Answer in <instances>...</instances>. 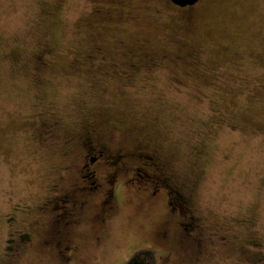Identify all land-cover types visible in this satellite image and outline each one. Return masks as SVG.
Wrapping results in <instances>:
<instances>
[{
	"label": "rangeland",
	"instance_id": "obj_1",
	"mask_svg": "<svg viewBox=\"0 0 264 264\" xmlns=\"http://www.w3.org/2000/svg\"><path fill=\"white\" fill-rule=\"evenodd\" d=\"M179 14L169 0H0V264L4 215L20 219L47 195L62 160L24 126L48 101L69 131L90 121L115 146H158L210 226L190 236L198 245L177 224L160 238L165 191L144 202L146 180H133L102 231L90 220L70 229L77 264H125L144 249L158 264H264V0H208ZM140 41L156 59L142 57ZM187 43L198 69L186 64ZM46 47L50 66L37 76L33 57ZM28 251L9 262L64 264L39 245Z\"/></svg>",
	"mask_w": 264,
	"mask_h": 264
},
{
	"label": "flooded vegetation",
	"instance_id": "obj_2",
	"mask_svg": "<svg viewBox=\"0 0 264 264\" xmlns=\"http://www.w3.org/2000/svg\"><path fill=\"white\" fill-rule=\"evenodd\" d=\"M169 1L180 11L177 18L187 20L194 7L208 0H199L186 6H177ZM132 14L133 11H123V15L127 17H132ZM139 43L143 48L141 53L144 59H156L146 48L144 41ZM183 47L186 48V57L191 59L186 64L190 68H200L201 63L193 46L187 43ZM47 52L49 49L46 47L39 51L41 57H33L32 69L37 76L44 74L50 66L43 59ZM174 57L184 58L177 55ZM130 66L132 71L140 68L138 65ZM37 106L33 119L24 123V126L29 127L31 137L41 148L51 149L50 154L62 160L51 166L50 173H55L56 177L47 195L34 206H24L22 210L25 212L20 214V219L14 212L4 215L8 231L3 250L9 258H6L5 264H13L9 262L11 258L26 256V252L34 245L48 249L52 255L63 260L64 264H77L78 241L75 236H70V229L90 220L94 227L102 231L117 207L119 188L126 186L128 182L141 179L146 182L137 192L145 193L144 202H158L160 191L164 190L166 194L164 206L168 223L165 228L157 231L160 238L165 239L170 232L175 234L173 231L178 225L183 227L185 239L189 238L197 245L200 243L193 237L203 230L205 221L194 209L188 185L173 176L170 162L164 159L158 146L142 143L128 147L115 146L106 134L104 136L93 129L90 121H85L78 129L69 131L57 120L55 108L50 101ZM58 146L59 150L55 149ZM102 168L106 171L99 173ZM56 209L60 212L55 214ZM31 211L33 213L30 215ZM28 215L31 216L29 225L25 220ZM176 215L178 218L173 221ZM206 227L208 230L210 226ZM211 234L215 235L214 232ZM101 240L100 233L93 234L92 241L95 245H99ZM250 243L253 246L258 244L256 241ZM239 249L243 254H248V258L255 257V254L248 251V247L240 246Z\"/></svg>",
	"mask_w": 264,
	"mask_h": 264
},
{
	"label": "trees",
	"instance_id": "obj_3",
	"mask_svg": "<svg viewBox=\"0 0 264 264\" xmlns=\"http://www.w3.org/2000/svg\"><path fill=\"white\" fill-rule=\"evenodd\" d=\"M125 264H158V256L150 249L139 250Z\"/></svg>",
	"mask_w": 264,
	"mask_h": 264
},
{
	"label": "water",
	"instance_id": "obj_4",
	"mask_svg": "<svg viewBox=\"0 0 264 264\" xmlns=\"http://www.w3.org/2000/svg\"><path fill=\"white\" fill-rule=\"evenodd\" d=\"M174 4H176L177 6H186L189 4H194L199 0H171Z\"/></svg>",
	"mask_w": 264,
	"mask_h": 264
}]
</instances>
